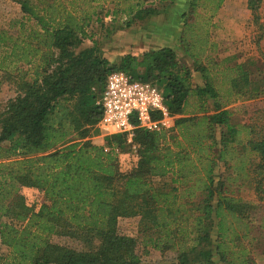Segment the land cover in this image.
I'll return each mask as SVG.
<instances>
[{
	"label": "trees",
	"instance_id": "1",
	"mask_svg": "<svg viewBox=\"0 0 264 264\" xmlns=\"http://www.w3.org/2000/svg\"><path fill=\"white\" fill-rule=\"evenodd\" d=\"M15 1L29 31L21 41L10 39L4 60L11 69L0 70L22 63L32 73L16 82V96L0 111V245L6 250L0 264H141L139 248L143 256L174 253L168 264H254L258 241L249 222L259 204L237 194L244 172L246 187L264 205V125L239 124L227 107L263 95L264 74L251 61L229 68L226 59L224 72L201 64L223 0H189L180 15L179 43L190 64L168 47L110 61L85 32L94 11L57 13L41 0ZM109 1L130 28L179 0ZM259 2L247 1L256 24ZM85 39L90 47H82ZM113 72L156 86L167 114L180 116L173 127L150 132L133 122L130 139L112 134L92 144L102 117L96 103ZM192 72L203 87L192 85ZM132 152L134 162L121 171L119 157ZM231 167L237 178L216 173ZM168 175L170 183L156 184ZM23 188L42 194L37 210L25 203ZM129 218H138L140 242L118 231V221ZM52 236L79 248L53 243Z\"/></svg>",
	"mask_w": 264,
	"mask_h": 264
},
{
	"label": "rangeland",
	"instance_id": "2",
	"mask_svg": "<svg viewBox=\"0 0 264 264\" xmlns=\"http://www.w3.org/2000/svg\"><path fill=\"white\" fill-rule=\"evenodd\" d=\"M36 4V0H30ZM46 5H52L53 10L57 13L63 11L76 12L85 11L91 15L89 25L85 28L86 34L92 36L91 40H95L100 47L103 57L110 61H117L118 58L126 53L138 55L152 48L160 47L161 45H169L173 47L178 59L185 60L191 63L184 57L181 45L179 43V35L182 30V19L180 15L184 11L189 0H179L175 7L170 6L165 14H160L152 19H148L147 23L136 22L130 28H125L124 23L126 17L122 14L113 15L114 5L109 0H99L98 2H88V0H41ZM148 2L152 0H147ZM248 0H223L220 8L211 19V27H209L208 42L211 45L206 48L202 65L218 72H224L226 68L224 60L228 59V67L231 68L234 64L251 61L253 68L259 69L261 75L264 74V0H260L257 15V24L253 21V15L247 8ZM43 6V5H41ZM39 8H42V7ZM173 8V9H172ZM173 10V11H172ZM200 9L198 14H200ZM204 17V16H203ZM206 17V16H205ZM22 13L20 4L15 0H0V66H8L9 60H4L5 52L11 48L10 39L21 41L25 39L28 33V25L24 23L21 27ZM203 18H199L198 22H203ZM166 26L170 30H177L178 36L174 39L162 40L158 36L160 29ZM161 26V27H160ZM146 28V30H145ZM168 30V29H167ZM90 39L83 41L82 47H90L92 45ZM13 71L0 70V111L6 103L13 99L16 94V82L22 79L28 80L31 77L28 66L18 63ZM225 74H218L217 81L224 80ZM260 75V76H261ZM224 89H220V93L224 94ZM234 113V120L239 124H253L258 127L264 125V94L258 98L240 99L234 104L227 107ZM95 132L89 140L94 145H102L105 135L97 125ZM128 138V135H127ZM129 139V138H128ZM129 141V140H128ZM173 148V145H169ZM134 152L131 154H123L120 158L121 171H127L135 160ZM232 162L230 165L232 166ZM232 168V167H231ZM221 172H225L231 176V171H226L220 168ZM234 174V171H233ZM169 180L157 181L156 184H167ZM242 182L239 181L238 184ZM245 182V181H243ZM247 183V182H245ZM243 183L240 192L237 194L243 200L252 204L258 205L251 214L249 227L251 228V236L257 238L253 247L252 259L254 264H264V205L257 202L256 197L251 192V189ZM239 187V186H238ZM231 190H235L232 187ZM21 193L25 199V203L37 210L43 202L42 194L36 190L23 188ZM118 231L121 235L136 238L140 242L138 233V218L120 219L117 224ZM51 242L58 243L67 247L79 248L77 242L69 238L52 236ZM261 243V244H260ZM140 247V246H139ZM6 250L0 245V253H5ZM138 254L141 256V264H168L175 258V254L167 252L161 254L158 251L149 250L147 255L143 256L141 248L138 249Z\"/></svg>",
	"mask_w": 264,
	"mask_h": 264
},
{
	"label": "built area",
	"instance_id": "3",
	"mask_svg": "<svg viewBox=\"0 0 264 264\" xmlns=\"http://www.w3.org/2000/svg\"><path fill=\"white\" fill-rule=\"evenodd\" d=\"M96 104L102 110L97 127L105 135L125 133L130 139L133 122L150 132L171 127L162 92L150 83L134 80L121 72L107 77ZM157 112L162 118L153 120L152 114Z\"/></svg>",
	"mask_w": 264,
	"mask_h": 264
},
{
	"label": "crops",
	"instance_id": "4",
	"mask_svg": "<svg viewBox=\"0 0 264 264\" xmlns=\"http://www.w3.org/2000/svg\"><path fill=\"white\" fill-rule=\"evenodd\" d=\"M175 5H176V3H175ZM175 5L173 6V7H175ZM173 9V8H172ZM173 11V10H172ZM152 19V18H151ZM149 22V21H148ZM161 27V26H160ZM170 27H166V26H164L163 27V25H162V28L160 29V34H159V38L160 39H162V40H167V39H174L173 37H176V36H178V32H177V30H175V28H174V30L172 29V30H170L169 29ZM168 29V30H167ZM145 30H146V28H145ZM147 31V30H146ZM163 47H168V48H171V49H173V47H171V46H169V45H161L160 47H156V48H152V49H161V48H163ZM192 85L194 86V87H203V80H202V78H201V75L198 73V72H192ZM180 116H173V117H170V123H171V127L170 128H168V129H163L164 131H168V130H170L172 127H173V125H174V121H175V119H177V118H179ZM236 157H237V155H236ZM253 158V156L252 155H249L248 154V156H246V157H243L242 158V161H245V172H246V169H247V167H248V162L250 161V160H247V158ZM248 161V162H247ZM233 163V162H232ZM218 172H220V170H219V168H217L216 169V173H218ZM231 178H237V174H236V172H234V174H233V171H231ZM239 178H240V180H242V182L243 181H245V179H244V172L243 173H241V175L239 176ZM171 179H172V176L171 175H168V176H165V177H163V178H160V179H156L155 181H156V183H157V181H166V180H169L168 182H167V184L168 183H170L171 182ZM164 183H166V182H164ZM163 183V184H164ZM244 183V182H243ZM241 191V190H240ZM251 192L253 193V191L251 190ZM254 194V193H253ZM255 196V195H254Z\"/></svg>",
	"mask_w": 264,
	"mask_h": 264
}]
</instances>
